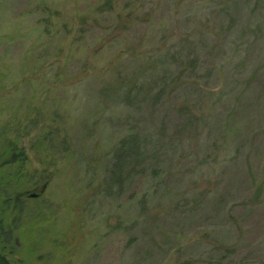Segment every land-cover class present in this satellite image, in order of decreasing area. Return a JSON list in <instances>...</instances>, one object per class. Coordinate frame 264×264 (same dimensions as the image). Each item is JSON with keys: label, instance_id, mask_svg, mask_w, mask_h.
<instances>
[{"label": "rangeland", "instance_id": "374dc122", "mask_svg": "<svg viewBox=\"0 0 264 264\" xmlns=\"http://www.w3.org/2000/svg\"><path fill=\"white\" fill-rule=\"evenodd\" d=\"M105 1L0 0V135L18 134L28 158L0 166V190L24 208L0 217L2 255L264 264V0ZM179 51L195 68L166 60ZM151 66L171 76L157 103L99 96ZM130 134L153 136L159 157L94 196Z\"/></svg>", "mask_w": 264, "mask_h": 264}, {"label": "trees", "instance_id": "16d2710c", "mask_svg": "<svg viewBox=\"0 0 264 264\" xmlns=\"http://www.w3.org/2000/svg\"><path fill=\"white\" fill-rule=\"evenodd\" d=\"M105 5H110V0L105 1ZM166 60H177L187 67L195 68L197 58H190L177 52L165 57ZM171 83V76L164 72H158L154 67H143L131 76H125L118 84H107L101 88L99 96L105 103H121L130 107L137 106L143 102L157 103L165 95V91ZM0 138L4 141L2 154L0 155V166L7 167L18 165V169H25L28 162L24 149L18 142V134L9 139L2 131ZM42 138L37 137L36 143L42 144ZM159 141L153 140L151 135H127L107 153V167L99 180L98 186L92 188L94 196L113 195L118 188L121 189L125 178L130 170L137 167L142 161L148 158L157 159L159 157ZM135 171V169L133 170ZM132 172V171H131ZM2 182H0L1 185ZM9 191V190H8ZM8 193V192H6ZM22 196V195H20ZM15 194L10 197L4 195L0 190V206L6 204L7 208L0 214L1 218L13 220V224L19 222L24 215L23 199ZM3 227H0V233ZM0 264H15L14 261L6 259L0 250Z\"/></svg>", "mask_w": 264, "mask_h": 264}, {"label": "water", "instance_id": "95a60500", "mask_svg": "<svg viewBox=\"0 0 264 264\" xmlns=\"http://www.w3.org/2000/svg\"><path fill=\"white\" fill-rule=\"evenodd\" d=\"M24 195H26V194H24ZM38 195H39V193H38V194H36V193H30V194H28V197L35 198V197H37ZM22 196H23V194H22Z\"/></svg>", "mask_w": 264, "mask_h": 264}]
</instances>
